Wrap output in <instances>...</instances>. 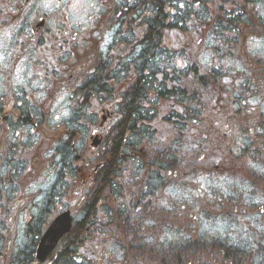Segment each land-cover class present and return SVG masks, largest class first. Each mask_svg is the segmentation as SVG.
Returning <instances> with one entry per match:
<instances>
[{
	"label": "flooded vegetation",
	"instance_id": "flooded-vegetation-1",
	"mask_svg": "<svg viewBox=\"0 0 264 264\" xmlns=\"http://www.w3.org/2000/svg\"><path fill=\"white\" fill-rule=\"evenodd\" d=\"M256 45L261 46L257 53L252 51ZM213 46L220 50L223 76L216 86L196 92L199 102L192 104L196 112L185 121L196 149L191 157L196 171L183 182L188 173L175 169L168 184L179 190L169 196L170 203L162 204L161 189L155 186L153 206L143 203L150 190L143 177L137 171L126 175L117 195L108 200L109 209L122 204V210L116 216L110 211L114 221L102 225L104 237L98 238V226L91 224L78 244L81 250L72 254L77 264L76 256L84 264H264V0H0V111L7 98L12 114L21 118L17 125L5 127L10 130L4 139L12 159L7 157L3 168L14 178L7 181L0 170V179L7 182L0 184V264H19L22 253L24 260L30 257V264H58L65 243H59L43 263L36 260L38 244L66 210L73 212L75 227L82 223L87 195L97 180L96 174L94 179L84 175L92 167L83 159L85 151L74 143L75 156L72 148L59 150L63 155L58 166L78 165L72 189L66 192L73 206L65 203L64 173L58 174L54 187L42 191L41 201L30 204L31 216L22 229L24 245L15 244L17 220L24 213L17 211L32 198L27 193L34 157L23 146L34 145L35 140L34 136L25 143L21 135L17 141L16 133L45 131L33 115L42 119L49 115L65 91L79 98L82 90L103 82L104 90L92 91L102 101L91 107L99 117L90 130L112 132L115 121L119 127L125 120L142 128L151 122L148 115L168 110V101L181 105L176 96H193L194 67L204 75L201 79L209 78ZM202 51L201 57L208 54L206 61L195 55ZM36 81L43 84L39 94L33 91ZM211 91L216 102L209 108ZM128 113H137L138 119L131 120ZM43 143L38 140L36 146ZM90 152L95 154L91 148ZM175 152L179 154L180 147ZM149 156L157 158L156 166L139 161L138 168L154 181L169 169H160L158 151ZM20 159L23 164L13 166ZM165 162L174 169L171 157ZM201 179L205 187H195ZM136 181H141L134 184L140 185L138 189L129 187ZM55 191L61 195L55 199L60 203L50 200ZM11 200L6 222L1 208ZM143 224L151 229L142 230ZM163 230L169 233L173 250L146 251H156L145 245L148 236H159Z\"/></svg>",
	"mask_w": 264,
	"mask_h": 264
},
{
	"label": "rangeland",
	"instance_id": "rangeland-1",
	"mask_svg": "<svg viewBox=\"0 0 264 264\" xmlns=\"http://www.w3.org/2000/svg\"><path fill=\"white\" fill-rule=\"evenodd\" d=\"M74 21H76V19H74ZM260 48H261V46L256 45L255 47H253L252 51L257 53ZM203 53H204V51L197 52L195 55H199L198 59L201 60L200 57ZM207 56H208V54L203 55L201 57L202 60L206 61ZM210 56H211V54H209V58H210ZM19 75H21V72L19 73ZM236 81H238V80H236ZM13 86L14 87L16 86V89L18 91L21 88V85L19 83H16ZM0 87H3L2 83H0ZM5 100L6 101L3 102L4 108L0 111V116L3 115L1 117L4 118V120H0V125H2V128H1L2 130L0 131V142L3 141L4 136L7 134L8 131H10V130H7L5 127L9 124H12V123H13L12 125H17L18 120H21L18 113L15 115L12 114V112H14V111H13V108L11 109V107H12L11 101L7 98H5ZM70 104H72V100L70 98V95L68 93L63 94V95H61L60 100H58L57 103L55 104L54 108L48 112L49 115H47L46 117H43V119L37 116L38 113H35L33 115V117H32L33 120L35 121V123H38L42 129L45 130L44 132H37L35 130L33 133H30V132H25L24 130H21L22 137H26L25 143H28L30 141V139H32L35 135L38 136V134H40V136H43L42 141L44 143L41 146L35 147L33 145V143H30L29 146H26V145L23 146V149L30 151L32 153V156L34 157L33 159L30 160V162L32 163V168H33V169H31L32 170V173H31L32 177H31L30 182L32 183V185L30 186V188L32 190H35L38 192L40 191L39 192L40 194L42 193L43 190H49L51 187H54L53 185L58 180V174L61 172V169L65 166L64 164L58 166V163H60L62 161L61 159H62L63 154L61 152H60V154L58 153V154L54 155L53 157H51V154L49 156L47 155V153L55 147V144H56V147H61V150H66L68 148H72L74 150V148L71 145L74 143L76 145V149H78V148L81 149V153H83L85 151L86 155H89L92 157V160H91L92 162H95V160H96V158H95L96 154L93 155L91 152L88 154L89 146L91 144L90 136L92 137V135H91V130H89L87 125L91 126L92 124H94L97 121V117L94 114L87 115L86 112H84L80 116L72 115V113L70 111V110H72V108H71L72 106ZM19 106H20V104H19ZM75 119L78 122L73 124V122H75ZM15 120H16V122H14ZM69 127H71V128H69ZM17 130L18 129H16V131ZM76 130L78 131V133L76 134V136L73 139V134ZM163 134H164V132H162V135ZM66 136H68V140L65 139ZM51 138H55V140L53 141ZM162 140L163 141L165 140L164 137H162ZM67 142H71V143L67 146L66 145ZM163 144H164V142H163ZM33 146L35 148L30 150ZM4 150H6V152L3 154L2 158L5 159V156L9 157L10 152L5 148L4 145H0V154ZM102 151H103V149L100 150L99 153ZM186 158H189L188 154L186 155ZM9 159H12V158L9 157ZM2 161L3 160L0 158V170L5 175L4 177L6 178L7 181H9V179L13 180L14 175L11 176V175L6 173L5 169L3 168L4 164H1ZM74 161L78 162V159L76 158V160H74ZM23 162L24 161L22 159L17 160L16 162H14L15 165L13 164V166H15L17 168L18 166L22 165ZM186 167H188V165H186ZM135 169L137 171L138 167H136ZM216 170H218V169H216ZM195 171H196L195 168L192 166L191 169L188 170V172H187L188 174L186 176H184L183 178L180 176L179 178H182L183 182L189 181V177H190L191 172H195ZM74 179H76V178H74ZM71 181H72V170H70L67 177L65 178V182H67V188H65L66 190L68 189V184ZM157 181L158 180L156 178L154 179V181H152L150 179V173L146 174L147 184L155 187ZM171 182L173 184H177L174 182V180H171ZM1 183H7V182L0 179V184ZM205 185L206 184H205L204 180L201 179L200 185H197L195 187H201V186L205 187ZM169 191L171 192L172 188H170ZM179 192L181 193V191H179ZM183 193H181V194H183ZM115 194L116 193H113L112 198H114V196H116ZM46 195L47 194H45V196ZM213 195L216 196L214 194V192H213ZM182 197H181V199H182ZM37 198L38 197L36 195H33L32 198L30 200H27L26 203L23 204L17 211L18 215L22 209L24 210V213L19 218L16 217V219L18 218V220H17L18 226L15 229V231L17 230V232H16L17 239H16L15 244H22V242H23V239H24L23 238V232H22L23 224L31 216L30 204L36 202ZM75 199L76 198H72L70 200L71 203H73L75 201ZM192 201H194L193 198H192ZM42 202H41V205H42ZM65 202H68L67 198H66ZM13 203H14V200H11L9 202L5 201L2 204L1 209H2L3 213L1 214V217L5 218L6 222H7L8 217L11 215L7 210L9 209V206L12 205ZM62 206L63 205H60V207H62ZM225 211L228 212L227 210H225ZM111 219H112V221H114V218H112L109 215V213H107L103 210H99L98 213L96 214L95 218H94V222L100 225V226L96 227V232L98 234H101L102 232H104L106 229L101 226V223H104L105 225H109L110 224L109 222L111 221ZM13 222H16V221H13ZM112 224L113 223H111V225ZM140 226L142 227V230H144L146 232L151 229V227H147V225H144V224L140 225ZM164 230L161 231L159 236L157 234L148 236L149 237L147 239L148 243L153 247H155V245L159 246L157 248L155 247L156 249L161 248V246L163 244H166V245L170 244L172 242L171 237L169 236V233L165 232ZM2 232H3V229L0 228V236L3 235ZM144 234H146V233H144ZM22 245H24V242ZM76 249H77V254H78V252L81 250V248L77 247ZM153 260L160 263V259H153ZM89 261H90V259H88L87 262H89Z\"/></svg>",
	"mask_w": 264,
	"mask_h": 264
},
{
	"label": "trees",
	"instance_id": "trees-1",
	"mask_svg": "<svg viewBox=\"0 0 264 264\" xmlns=\"http://www.w3.org/2000/svg\"><path fill=\"white\" fill-rule=\"evenodd\" d=\"M162 6V4H161ZM164 22V21H163ZM164 26V25H163ZM212 50H216L217 47L213 46ZM231 55L232 52H229ZM216 55L217 53H214L211 61L215 64V66H212L210 68L209 66V78H202L204 76L202 73H198L197 67H194V78H193V83L195 84L196 91L200 89L201 92L205 86L207 88H211L213 86H216L218 82L221 81V77L223 74L220 72V65L219 62L216 61ZM212 64V63H211ZM210 64V65H211ZM200 72V71H199ZM179 84V83H178ZM99 86H102V88H98ZM105 84L98 83L96 84L95 87L92 85L90 87H87L84 89L85 96H86V102H89V98H94L96 96V91L101 92V90H104ZM95 91V92H92ZM100 94H98L99 97ZM196 98L194 95L189 96L186 94L183 99L187 98ZM134 101V98L131 100V105L132 102ZM187 107L189 105L187 104ZM131 117V120L133 117L135 119H138L137 113H133L132 115L128 113L127 117ZM122 126H119L115 132V136L112 138H109V141L107 145L105 146V153L103 156V161L104 165L101 170H99L96 174V182L92 188L91 193L88 196L87 202L85 204L84 208V218L82 219V223H78L76 227L73 229V231L69 234V237L67 238V244H66V249L62 253V257L59 256V260L57 261L58 264H76V261L73 258V252H77V247L80 242V240L84 239L85 232L88 231V229L91 228V224L97 226V223L94 222V218L96 214L98 213V210L100 208L101 202L108 203L110 195H113L114 193V188H117L116 182L117 181H122L124 178H126L130 172L131 168L126 169L125 166L129 165L126 164L128 160L122 159V158H127L130 156H137L141 155L142 158V163H145L147 166H156V161L157 158L152 157L150 158L149 154L150 151H158V153L161 155V164H160V169H171L170 166L164 161L166 158L171 157L172 161L175 163H180L186 155V152L189 150V147H183L184 146V139L178 137L175 141H173L170 145H165L163 143H158L154 141L151 137V131L145 129L142 132H138L137 129L138 127L135 128V124L129 126L127 125L128 120H125L122 122ZM130 132H135L133 134V139L132 135L128 137V134ZM188 132L182 131L181 128L177 130V135L180 134H187ZM151 145V146H150ZM180 147V153L177 154L175 150ZM140 153V154H138ZM124 177V178H123ZM116 181V182H114ZM114 184V185H112ZM113 186V187H112ZM145 201H148L145 203L147 206L148 204H151L150 206H153L155 204V199L152 196L146 197ZM144 201V202H145ZM143 202V203H144ZM127 207L124 208L126 210ZM113 213L114 216H116V213H120L122 210V204H120L117 208L110 209ZM107 213H110L107 211ZM81 230V235L77 237L78 232ZM90 236H87V238ZM84 242V240H83ZM148 246V244H145ZM178 246L183 247L182 244H179ZM173 250V247L169 249H165L164 247L159 248L156 251L149 250L152 252H163L165 254H169ZM181 250V248H179ZM147 251V250H146ZM26 254L22 253L20 255V258H22V261L20 259L19 264H30V257H26L24 260V256ZM168 259L169 256L165 255Z\"/></svg>",
	"mask_w": 264,
	"mask_h": 264
},
{
	"label": "water",
	"instance_id": "water-1",
	"mask_svg": "<svg viewBox=\"0 0 264 264\" xmlns=\"http://www.w3.org/2000/svg\"><path fill=\"white\" fill-rule=\"evenodd\" d=\"M95 144L98 145L99 141H96ZM71 227L72 218L69 212L63 214L55 221L45 237L42 239L39 246L38 259L40 261H43L46 258V255L53 249L59 239L65 233L70 231Z\"/></svg>",
	"mask_w": 264,
	"mask_h": 264
}]
</instances>
